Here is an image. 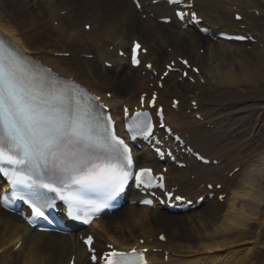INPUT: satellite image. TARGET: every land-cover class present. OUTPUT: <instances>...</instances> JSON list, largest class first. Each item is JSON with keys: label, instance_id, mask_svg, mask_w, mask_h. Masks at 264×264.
<instances>
[{"label": "bare ground", "instance_id": "bare-ground-1", "mask_svg": "<svg viewBox=\"0 0 264 264\" xmlns=\"http://www.w3.org/2000/svg\"><path fill=\"white\" fill-rule=\"evenodd\" d=\"M22 2L23 0H0L2 34L26 53L35 55L41 64L52 69L54 67L63 76L71 74L75 78L76 75L90 87H102L103 90L110 91L112 97L109 105L113 107L112 110L123 99L131 98L143 89L145 79L137 70H129L124 74L118 67L107 71L97 65L99 60L113 61L110 51L104 48L103 43L93 44L94 38L101 33L108 34L107 43L124 48L130 45L132 38L138 36L148 48V53L142 55V58L152 57L159 65L177 55L191 58L200 70L191 95L198 101L197 106L204 122L219 124L221 121L218 120V115L225 119L238 118L235 126L241 130L243 116L254 115L249 129L244 130V134L237 133L242 136L233 139L240 144L243 139L249 138L247 143L250 142L251 146L241 153L228 150L224 152L229 154L230 164L238 169L230 177L223 178L227 191L223 203L210 201L208 206L184 216L128 206L120 215L97 220L94 227L110 242L117 243V239H120L127 244L140 237L154 235L162 230L160 226H168L171 230L167 233L173 235V239L164 245L169 253V264H264V8L262 12L259 10V18L252 16L247 18L248 22L243 20L245 30L256 38V43L252 45L256 47L254 52L234 50L221 43L206 41L203 45L204 53L191 55L186 50L188 40H193L191 31L163 28V25L155 21V16H151L152 12L156 16L168 14V7L164 3L150 5L147 0H140L139 12L127 0H85V5L75 12L88 9L91 13L82 14L84 17H77V21L81 25L91 22L93 27H97L94 34L86 36V43L85 39L75 35L78 27L67 24L70 14H73L74 0L72 4L71 0H41L39 7L34 9L29 5H22ZM96 3L97 6L94 5ZM250 3L258 6L255 0H197L196 6L200 14L213 25L220 24L232 30L235 23L225 20L226 14L220 11H227L230 6L245 11L247 6L241 4ZM61 10L66 13L57 17ZM141 14L146 17L142 19ZM99 18L104 21L97 26ZM54 20H57L55 26L52 25ZM155 30L159 33H155ZM166 42L172 47L170 52L166 50ZM67 51L85 52L91 54L92 58L85 59L78 55L76 59H65L56 54ZM190 88L188 82L180 81L174 76L160 88L159 93L162 99L178 95L186 102L185 99L190 96ZM206 102L215 103V107L222 106L218 109V114L217 111H209ZM223 109L225 113L220 112ZM178 114H181L180 109ZM166 118L170 126L175 128L177 121L168 108ZM188 131L193 132L194 128L189 126ZM218 143H224V140ZM239 148L238 146L234 150ZM144 154L148 156L146 152ZM220 168L204 167L201 171L207 172L211 179H216ZM168 177L181 181L180 188L188 185L172 169H169ZM23 234L25 237L20 248L1 258L0 264H67L71 251L76 253V264H85L81 245L72 234L29 231L19 218L0 209V249L12 245Z\"/></svg>", "mask_w": 264, "mask_h": 264}, {"label": "snow or ice", "instance_id": "snow-or-ice-1", "mask_svg": "<svg viewBox=\"0 0 264 264\" xmlns=\"http://www.w3.org/2000/svg\"><path fill=\"white\" fill-rule=\"evenodd\" d=\"M169 2L178 5L181 0ZM177 15L183 18L185 13ZM191 15L197 19L196 13ZM139 47L133 49L134 64L139 63ZM150 102H155L154 96ZM105 107L100 97L34 62L14 42L0 36V172L8 177L12 195L26 199L35 216L45 217V210L55 207L48 195L55 193L67 202L69 216L90 223L92 216L124 191L133 176V157ZM128 131L132 139L151 136L149 114L137 112ZM151 172L141 168L135 174L137 187L153 186L156 178ZM91 241L89 236L85 243ZM105 264H143V254L135 249L130 253L113 250L105 254Z\"/></svg>", "mask_w": 264, "mask_h": 264}, {"label": "rangeland", "instance_id": "rangeland-1", "mask_svg": "<svg viewBox=\"0 0 264 264\" xmlns=\"http://www.w3.org/2000/svg\"><path fill=\"white\" fill-rule=\"evenodd\" d=\"M260 83H262V81H260Z\"/></svg>", "mask_w": 264, "mask_h": 264}]
</instances>
